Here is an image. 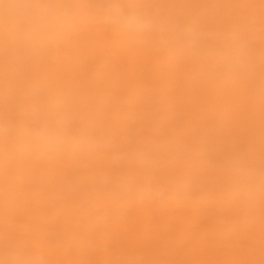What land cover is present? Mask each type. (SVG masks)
Here are the masks:
<instances>
[{
	"label": "bare ground",
	"instance_id": "1",
	"mask_svg": "<svg viewBox=\"0 0 264 264\" xmlns=\"http://www.w3.org/2000/svg\"><path fill=\"white\" fill-rule=\"evenodd\" d=\"M159 59L160 52L149 63L165 66ZM250 59L260 62L247 63L253 74L264 67V57ZM140 63L141 56L127 62V72L137 71ZM104 68L105 73L82 83L72 77L75 85L68 89L61 88L64 80L33 79V89L46 83V93L39 89L42 97L34 98L46 99L41 106L27 97L12 99L17 102L11 105L3 100L10 91L0 89V214L11 215L0 237V264H120L114 260L119 255H128L125 264H264V195L250 190L264 186V121L254 122L250 135L241 130L249 119H264V89L245 92L246 86L234 87L233 79L228 85L232 95L196 77L170 80L160 89L169 92L167 100L148 97L151 88H144L121 98L119 103L128 107L109 110L103 103L114 102L110 91L118 95L126 85L109 78L113 65ZM160 90L156 93L167 94ZM102 91L105 97L93 101ZM225 94L223 107L233 129L221 132L219 115L208 114L203 104L205 99L219 104ZM141 99L154 106L146 118L132 109ZM195 103H201L197 113L208 121L191 127L186 117V129L172 136L164 134L176 129L172 121L156 126L178 105L186 106L187 113ZM156 105L162 109L157 113ZM206 122L212 126L199 131ZM10 135L17 137L8 141ZM152 136L156 140L146 141ZM86 140L92 143L91 153L104 146L110 151L102 158L75 152ZM23 141L28 149L20 147ZM154 142L161 147L151 150ZM21 155L26 158L20 160ZM108 160L113 166L105 164ZM31 167L37 170L34 176L23 177ZM124 194L133 202L122 205ZM19 195L15 212L12 204ZM30 204L37 206L30 207L32 217L25 214ZM130 236L135 240L126 242Z\"/></svg>",
	"mask_w": 264,
	"mask_h": 264
},
{
	"label": "rangeland",
	"instance_id": "2",
	"mask_svg": "<svg viewBox=\"0 0 264 264\" xmlns=\"http://www.w3.org/2000/svg\"><path fill=\"white\" fill-rule=\"evenodd\" d=\"M214 50L216 52H213ZM87 51L90 52L86 53ZM128 52L131 53L126 55ZM158 52L161 56L159 61L166 63L165 66L149 63ZM65 53L69 56H65ZM96 55H99V59L95 63L92 60ZM124 55L128 58H124ZM163 55L167 58H162ZM250 55L256 58L264 57V0H0V89L10 91L3 100L11 105L16 104L15 100L20 98L22 100L25 97L30 99L33 106H41L47 102L46 99L40 98L37 101L34 99L37 94L42 97L41 90L46 93V83L33 89V79L35 82L42 77L55 81L64 80L61 88L68 89L75 85L72 77H80L82 83L86 78L105 73L103 71L105 65H113L115 68L114 74L109 78L121 79L123 87L126 85L125 91L118 95L110 91L114 96V102L103 103V107L109 110H114L116 106L128 107V104L119 102L133 90L142 92L144 88H151L148 97L165 99L168 97L166 96L169 94L168 91H165L167 94L163 96L156 91L164 86V82L170 80L188 81L196 77V80L204 79L218 84L232 95L234 88L230 89L229 86L233 79L234 87L240 86V82L246 86L245 92H251L252 87L253 90L255 87L264 89V67L261 66L253 74L247 63L253 62L258 65L260 62L258 59H250ZM138 56L142 57V63L136 65L137 71L128 73L127 62L132 59L135 61ZM169 64L172 66L168 67ZM96 67L101 69L96 71ZM168 72L174 74L169 75ZM112 79L110 81H113ZM181 86L185 87L184 81ZM39 89L41 90L38 91ZM141 96L144 98L142 94ZM104 97L102 91L92 100ZM174 97V100H178L177 96ZM227 97V94L220 96L219 104H214V101L209 99H205L203 104L210 108L208 114L219 115L217 120L220 122L221 132L233 129L232 119L223 107ZM46 98L49 96L46 95ZM140 101L141 103L132 109L133 111L138 109L141 116L146 118L154 106L145 104L142 99ZM199 104L201 103L193 104L194 108H188L187 113L186 106L178 105V108L158 121L156 126L172 121L176 129L164 131L165 136H172L178 128L186 129L182 128L183 121H187L186 117L191 118L189 126L208 121L205 116H199L201 114L197 113ZM156 106H158L155 109L156 113L162 110L160 105ZM97 107H102V104ZM245 115L249 116V113ZM179 118H182L181 122ZM238 119L242 120L239 116ZM258 121L263 122L264 119H249L244 126L242 125L241 130L249 133L247 135L252 134L256 127L254 122ZM210 126L212 125L206 122L199 131L204 132ZM200 134L202 133H198ZM16 137L17 135H10L8 141ZM150 140L156 139L153 136L146 139ZM25 145L26 141H23L20 147ZM161 145L162 143L159 145L155 143L151 150ZM25 149H28V143ZM90 149H93L92 143L86 140L75 152L80 153L83 150L86 154H93L88 158H102L110 151L107 146L98 148L95 152L97 154L89 152ZM27 153L29 154L28 150L24 155L28 159ZM24 155L20 156V160L26 158H23ZM111 162L108 160L105 164ZM111 165L113 166V163ZM36 171L31 167L23 177L34 176L31 173ZM139 180L141 181V178H138ZM250 190L256 192V195H264V186L255 191L254 188ZM20 197L21 195L12 204L16 208L13 211L17 210ZM119 200L122 201V205L133 202L127 194ZM27 206L29 209L25 214L32 217L35 213L30 207L37 206L33 204ZM9 211L6 209V212ZM2 216L0 214V220L3 218L5 221L0 223V237L7 232L4 223L11 215ZM19 226L20 224L14 225L16 228L13 232H17ZM46 228L47 225L44 224L43 230ZM97 240L99 239L93 242ZM125 240L131 243L135 237L130 236ZM92 246L93 243L90 247L93 248ZM35 252H39V249ZM125 257L119 255L114 257V260L125 264L122 262Z\"/></svg>",
	"mask_w": 264,
	"mask_h": 264
}]
</instances>
